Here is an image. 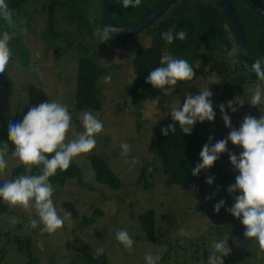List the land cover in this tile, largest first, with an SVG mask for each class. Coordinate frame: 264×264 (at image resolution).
Listing matches in <instances>:
<instances>
[{
    "label": "rangeland",
    "instance_id": "obj_1",
    "mask_svg": "<svg viewBox=\"0 0 264 264\" xmlns=\"http://www.w3.org/2000/svg\"><path fill=\"white\" fill-rule=\"evenodd\" d=\"M51 3L53 0H31L28 7L15 8V13L11 11L13 16L16 13L17 16L22 13L28 14L27 20L23 19L24 14H22L15 23L23 24L29 29L27 35L22 34V55L19 54V45L11 46L10 63L6 73L0 76V79L5 78L8 83L5 85L0 81V113L6 116L4 122L0 119V125L9 128L10 123L22 122L31 107L43 102L58 101L67 106L71 116L75 115L72 117L65 141L68 142L84 131L79 116L84 112H91L103 122V131L95 135L96 146L93 151L110 159L113 169L126 185L118 191L95 182L88 158L90 152L80 154L73 160L82 167L85 179L90 182L94 190L82 189L77 186L76 180L72 179L63 188L54 192L52 199L58 215L64 219L63 227L54 233L42 232L43 225L40 224L32 228L30 221L39 220L35 209L25 210L22 206L15 205L11 207L18 214L7 222V230L32 236L33 251L40 259V264H82L76 259V254H90L97 249H102L108 254L109 264H146L147 254L161 258L167 251L166 245L148 241L136 221L139 213L148 208H155L158 214L157 234L168 243L183 236L195 238L197 244H201L202 239L208 238L206 248L201 253L195 255L192 250L184 254L180 261H168L164 264H200L201 259L206 261L213 251V241L224 238H228V246L231 248V253L223 257L224 264H264V251L260 250L255 238H246L244 236L246 226L226 210L234 204V196L240 193L237 191L229 194L227 188L231 184L222 182L220 176L239 173L234 170L228 153L239 156L243 151L241 146L228 141V151L221 153L214 166L208 169V177L213 178L212 184L163 186V181H158L159 186L145 191L134 185L141 166L155 158L149 140L159 127L161 118L171 113L173 108L182 107L189 94L195 96L207 88L213 94L217 84L223 78L229 77V71L219 68L209 71L208 67L202 68L203 75L190 84L191 89L176 93L169 102L164 99L161 104L158 99L141 102L138 107L143 114L144 127L138 130L135 108L129 93L134 77L130 56L139 47L148 45L150 39L142 35L140 38H129L124 44L106 42L99 45L96 41L91 43V39L87 37L85 41L87 44L91 43V51L96 52L101 63L107 68V73L100 79L105 96L104 106L100 111L76 112L73 105L78 72L76 43L79 38L76 39L77 35H74L72 28L68 37L71 41L70 47L62 43L63 48L59 54L55 53L56 47L49 48L42 40L47 18L45 7ZM87 12L91 18L100 14V4L97 0L89 3ZM0 24L4 28L7 27L3 19L0 20ZM63 25L69 27L67 23ZM5 29L10 33L13 31L10 28ZM17 35L21 38L20 32ZM106 76L111 77L109 83L104 81ZM255 86H248L247 92L250 98ZM231 101H234L233 107L237 108V111L232 112L226 103L225 112L230 116L233 128L239 129L246 115L256 118L264 115L262 111L264 105L252 106L243 95H236ZM205 123L207 143L209 136L212 137L210 144L226 139L231 131L225 126L220 110L215 112L214 121L205 120ZM121 142L130 145L127 156L121 155ZM5 156L9 166L21 163L12 154L6 153ZM133 160L135 164L132 163ZM7 181H11L9 170H0V182L3 184ZM220 200H224L225 204L217 213L214 205ZM93 204L101 206L105 215L98 218L83 233L74 231L84 215H92ZM62 209L71 216H66ZM19 223L21 227H18ZM121 229L127 230L134 240L131 253L116 239V232ZM217 232H220V235ZM8 250L7 260H16L15 264L19 263L18 258L24 260L26 257L23 253L18 254V248L12 244L8 246Z\"/></svg>",
    "mask_w": 264,
    "mask_h": 264
},
{
    "label": "trees",
    "instance_id": "obj_2",
    "mask_svg": "<svg viewBox=\"0 0 264 264\" xmlns=\"http://www.w3.org/2000/svg\"><path fill=\"white\" fill-rule=\"evenodd\" d=\"M11 1L13 0H6V3ZM91 1L53 0V3L45 7V10H47L46 27L41 38L49 48L56 47L55 53L59 54L63 48L62 43H66V46L70 47L71 41L68 37L72 32V28H74V35H77L76 39L79 38L76 43L78 72L73 105L76 112L100 111L104 106L105 96L100 79L107 73V68L101 63L96 52L91 51V43L96 41L99 45L106 42L124 44L129 38H140L142 35L150 39L149 44L139 47L130 56L134 77L130 84L129 93L131 103L135 108L134 114L138 130L144 127L143 114L138 107L141 102L157 99L160 104L163 99L169 102L176 93L191 89L190 84L203 75L202 68L208 67L209 71L219 68L230 73L229 77L223 78L217 84L216 90L210 97L214 112L220 110V104H226L236 95H243L250 103L251 98L247 92L248 86H255L258 82L257 77L243 67L238 55L235 32L224 8L217 0H177L151 25L138 33L129 36H116L113 34L110 40L102 43L93 35V32L97 28H103L101 25L103 0H97L100 4V14L94 18H91L87 12ZM163 1L141 0L139 7L122 8V0H111L113 19L118 26L133 25L147 17ZM262 1L264 2V0ZM30 2L31 0H25L23 4L16 8L28 7ZM230 2L236 10L245 33L248 59L252 63L256 59H264V15L248 0H230ZM11 11L15 13L16 9L14 8ZM27 15L24 14L23 19L27 20ZM19 16H17V13L14 16L12 14L13 21L15 22ZM63 23H67L69 27L66 28ZM17 25L26 28L23 24ZM28 25L30 26V23ZM173 26H175L176 31L183 28L187 32V39L184 41L175 40L172 44L165 42L161 38V33ZM5 28L8 29V27ZM5 28L0 24V35L6 30ZM17 33H19L18 30ZM22 37V34L21 38H19V35H15L9 42V47L14 44L20 46V55H22ZM87 37L91 39V43H86ZM55 44H59V46H54ZM232 48H235L236 52L234 55L229 56L227 51ZM164 54L187 60L196 73L191 81H178L175 90L169 95H164L162 89L154 88L146 82L149 73L160 66V59ZM0 81L8 85L5 78H1ZM72 117H75V115ZM5 118L6 116L0 113V119L3 122ZM169 124H175L176 132L169 131L168 135L165 136L162 134L161 128L167 127ZM8 129L0 125V147L8 143L6 153L10 155L14 151V145L9 140ZM205 143H207L205 121H197L191 134H185L181 131L179 122H174L171 113H168L161 118L159 127L151 135L149 146L154 150L155 158L141 166L139 175L134 182L135 187L145 191L159 186L158 181H163V186L169 184L179 186L205 184L208 178V169H202L198 175H192L191 171L197 163L202 162L199 154ZM45 155L50 158L54 154ZM88 158L94 172L95 182L118 191L125 187L126 184L113 169L108 157L92 150L88 154ZM149 168L152 169L151 172L148 171ZM5 170H9L11 180H15L22 174L39 175L42 171V165L28 167L23 163L14 166L7 164ZM237 175L239 173L225 174L221 175L220 179L226 184H234ZM72 179L76 180L78 187L94 190L90 182L85 179L82 167L74 160H72L66 171L57 169L56 175L49 178L55 191L63 188ZM0 185H2L1 182ZM117 198L119 199V197ZM91 210L92 215H84L74 231L83 233L98 218L105 215L104 209L99 205L93 204ZM16 214L18 212L0 198V264H15L16 260L12 261L11 258L10 261L7 260L10 244L18 248V254L20 252L26 256L24 260L18 258V264H40V259L33 251L32 244H34V240L32 236L12 233L6 228L7 222L11 218L17 217ZM136 221L148 241L167 246V251L159 259L158 264H164L168 261L178 262L184 254L193 250V254L196 255L206 248L208 238L202 239L201 244H197L195 238L187 236L176 238L171 243L160 238L157 234L158 214L155 208H148L139 213L136 216ZM18 227H21L20 223ZM217 233L220 235V232ZM196 244L197 246H195ZM94 257L95 252L76 254V259L80 260L82 264H109V257L105 252L96 258Z\"/></svg>",
    "mask_w": 264,
    "mask_h": 264
},
{
    "label": "clouds",
    "instance_id": "obj_3",
    "mask_svg": "<svg viewBox=\"0 0 264 264\" xmlns=\"http://www.w3.org/2000/svg\"><path fill=\"white\" fill-rule=\"evenodd\" d=\"M140 4L141 0H122L121 7L136 8ZM0 18L6 22L8 28L13 29L11 33L5 30L0 35V76H2L6 73L12 57L9 42L15 37L17 30L27 35V28L19 27L13 21L6 0H0ZM116 31V28L109 25L102 29H95L93 35L102 43L110 40ZM161 38L168 44H172L175 40H186L187 32L183 28L176 31L173 26L162 32ZM235 52L236 49L232 48L227 51V54L232 56ZM262 66H264V59H256L251 65V71L255 73L258 81L250 99L252 106L264 105V69ZM195 75L193 67L187 60L164 54L160 59V66L149 73L146 82L154 88L162 89L164 95H169L175 90L178 81H191ZM110 80V76L104 78L105 83H109ZM212 95L209 88L201 90L200 94L195 96L189 94L182 107L172 109L171 118L174 122H179L183 133L191 134L197 121H214L215 112L210 99ZM233 103L234 101H228L227 107L232 112H236L237 108L233 107ZM219 107L225 126L231 131L226 139H221L215 144H210L212 137L209 136V143L203 145L199 154L202 162L192 168V175H198L202 169L214 166L219 155L228 151L229 140L234 145L243 148L239 156L228 153L230 162L239 175L236 176L235 183L228 186L227 191L229 194L239 191L240 194L234 196V204L226 210L246 226L244 236L255 238L260 250L264 251V115L259 118L246 115L239 129H236L232 127L231 118L225 112V104H220ZM79 119L84 131L68 142L65 141L72 116L67 106L58 101L43 102L38 106H33L23 117L22 122L9 124L8 136L14 145L12 155L24 165H42V171L39 175L22 174L15 180L3 183L0 185V198L10 206L20 205L25 210L34 208L39 220L32 219L30 226L36 228L38 224L43 225L42 232L54 233L64 225V219L58 215L52 199L55 189L49 178L56 175L57 169L66 171L73 158L91 152L96 146L95 135L103 131V122L91 112H84ZM169 131L176 132L175 124L161 128L165 136ZM120 147L121 155L127 156L130 145L121 142ZM7 149L8 143L0 147V170L7 166L5 156ZM45 154L54 155L49 158ZM132 163L135 164V160ZM148 171L151 172L152 169L149 168ZM205 182L212 184L213 178L208 177ZM224 204V200L215 204V212L219 213ZM64 212L66 216H71L70 213ZM184 234L188 235V233ZM116 239L129 253L132 252L134 240L127 230H118ZM212 248L213 251L208 255L207 260L202 258L200 264H224L223 257L231 253L228 238L213 241ZM102 254L103 250L97 249L94 258ZM159 259V256L153 257L150 253L145 256L146 264H158Z\"/></svg>",
    "mask_w": 264,
    "mask_h": 264
},
{
    "label": "water",
    "instance_id": "obj_4",
    "mask_svg": "<svg viewBox=\"0 0 264 264\" xmlns=\"http://www.w3.org/2000/svg\"><path fill=\"white\" fill-rule=\"evenodd\" d=\"M25 0H13L8 4V7L11 10L23 4ZM177 0H164L158 7H156L147 17L140 20L139 22L129 25V26H118L113 19L112 9H111V0H103V18L101 21L102 27L104 26H112L117 29L114 33L116 36H129L138 33L139 31L143 30L147 26L151 25L153 21L158 19L160 15L170 7L174 2ZM222 7L224 8L229 22L235 32L237 38V50L239 59L243 65V67L248 70L249 72L255 74L251 71L252 62L247 57L246 54V38L243 27L240 23L238 15L236 13L235 8L233 7L230 0H217ZM251 2L253 6H255L263 15H264V2L262 0H248ZM264 69V66H262Z\"/></svg>",
    "mask_w": 264,
    "mask_h": 264
}]
</instances>
